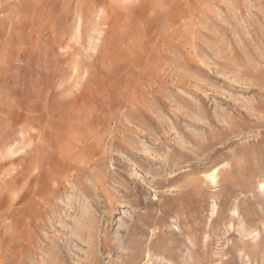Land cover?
Wrapping results in <instances>:
<instances>
[{
	"label": "rangeland",
	"instance_id": "obj_1",
	"mask_svg": "<svg viewBox=\"0 0 264 264\" xmlns=\"http://www.w3.org/2000/svg\"><path fill=\"white\" fill-rule=\"evenodd\" d=\"M27 1L0 0V264H264V0H119L94 52L17 54L76 8Z\"/></svg>",
	"mask_w": 264,
	"mask_h": 264
},
{
	"label": "bare ground",
	"instance_id": "obj_2",
	"mask_svg": "<svg viewBox=\"0 0 264 264\" xmlns=\"http://www.w3.org/2000/svg\"><path fill=\"white\" fill-rule=\"evenodd\" d=\"M35 1L36 0H28L24 6H23V18H22V22H24V25L25 24H29V20H30V17H31V12L33 11V9L35 8ZM48 0H41V7L39 9V11L37 12L39 15H38V18L39 20H43L44 17H43V14L45 12H43L44 10V6H45V3L47 2ZM103 1V3H102ZM128 2L131 1V0H127ZM155 1V0H154ZM162 1V0H161ZM14 2V1H13ZM76 2V8L73 9V11L71 12V17H69V20H70V23L69 25L67 26H48V27H44V24L43 26H38L37 28H34V29H31L28 26H26L27 28H24V29H21V31H19L17 33V36H18V45L19 47H17L16 49V53L18 54V52L20 51V49L22 48H25L27 47L28 49H34L36 48L37 44H38V41L42 39L44 33L43 31L45 30H48L50 31L51 33L54 34L53 36V40L55 42H60L63 38H65L68 43L70 42H76L78 39L82 38V36L85 38L86 42L89 44V47L90 49H92V51L96 48V43H97V39H98V32L100 30V26L102 23H104L105 21H109V28L111 29H115L119 26L120 19L121 17L119 15H116L115 13V8H119V9H123V5L120 4V1L119 0H75ZM122 2V1H121ZM153 2V1H152ZM131 3V2H130ZM150 3V2H149ZM160 3V2H159ZM151 4V3H150ZM149 5V4H148ZM119 6V7H118ZM154 6V5H153ZM121 7V8H120ZM152 7V5H151ZM155 7V6H154ZM152 7V8H154ZM72 8V7H71ZM132 8V7H131ZM126 9V8H125ZM154 11V10H153ZM123 12V11H122ZM22 14V13H21ZM127 16L129 17L130 16V13H126ZM152 14V13H151ZM45 15V14H44ZM123 15V14H122ZM21 16V15H20ZM151 16V15H150ZM46 17V16H45ZM149 17V16H148ZM63 18V17H62ZM147 18V17H146ZM56 20V19H55ZM55 22V21H54ZM68 22V21H67ZM42 23V22H41ZM51 23V22H50ZM52 24V23H51ZM23 25V26H24ZM53 25V24H52ZM56 25V23H55ZM105 25V24H104ZM122 25V24H121ZM25 27V26H24ZM108 27V26H107ZM116 31V30H115ZM125 32V31H123ZM117 34V33H116ZM121 36V35H120ZM103 37V36H102ZM16 38V37H15ZM83 38V40H84ZM49 41V40H48ZM101 42V41H100ZM10 43H11V40H10ZM80 43V42H79ZM9 44V43H8ZM42 45V43H40ZM81 45V44H80ZM107 45V44H106ZM112 45V44H111ZM11 47V46H10ZM13 47V45H12ZM38 48V47H37ZM105 48V47H104ZM107 49H110V48H107ZM25 51V50H24ZM38 51V50H37ZM41 51V50H39ZM97 51V50H96ZM105 51V49H104ZM113 51V50H112ZM94 52V51H93ZM33 53V52H31ZM30 53V54H31ZM102 53V52H101ZM26 54V52H25ZM107 54V52H106ZM113 54V53H112ZM123 54V53H122ZM9 55V54H8ZM10 56V55H9ZM8 56V58H9ZM72 56V55H71ZM12 57V56H11ZM69 57V56H68ZM83 57V56H82ZM122 57V56H121ZM90 58V57H89ZM95 58V57H94ZM7 59V58H6ZM70 59V58H68ZM67 59V60H68ZM99 59V58H98ZM95 60V59H94ZM64 61V60H63ZM18 62V61H17ZM67 62V61H66ZM65 62V64H66ZM69 62V61H68ZM67 62V64H68ZM96 62V61H95ZM99 62V61H98ZM115 62V61H114ZM9 63V62H7ZM6 63V64H7ZM29 63V62H28ZM109 63V62H108ZM5 64V65H6ZM13 64V63H12ZM71 64V63H70ZM27 65V64H26ZM98 65V64H97ZM115 65V64H114ZM81 66V65H80ZM107 68V67H105ZM113 68V67H112ZM88 69V68H87ZM100 69V68H99ZM90 70V69H89ZM98 70V69H97ZM96 70V71H97ZM110 70V68H109ZM61 71V70H60ZM81 71V70H80ZM91 71V70H90ZM4 72V71H3ZM62 72V71H61ZM86 72V71H85ZM84 73V72H83ZM82 73V74H83ZM89 75V74H88ZM61 77V75H60ZM66 77V76H65ZM90 77V76H88ZM86 78V77H85ZM87 79V78H86ZM55 87V86H54ZM3 98V97H1ZM16 106V105H15ZM20 106V105H19ZM18 106V107H19ZM74 106V105H73ZM10 107V105H9ZM21 108V107H20ZM25 108V107H24ZM2 109V108H1ZM27 109V108H26ZM32 109V108H31ZM77 109V108H76ZM24 110V109H23ZM29 110V109H28ZM15 111V110H14ZM18 111V110H17ZM22 111V110H21ZM25 111V110H24ZM8 112V111H7ZM9 112H10V109H9ZM23 112V111H22ZM29 112V111H28ZM16 113V112H15ZM15 113H12L14 114L13 116H15ZM27 114V112H25ZM35 113V112H34ZM74 112H72V114H74ZM11 114V115H12ZM7 115V114H6ZM8 115H10V113H8ZM7 115V116H8ZM18 115V114H17ZM36 115V114H35ZM1 116V115H0ZM24 116V114H23ZM28 116V115H27ZM26 116V117H27ZM39 116V115H38ZM9 117V116H8ZM11 118V117H9ZM1 119V118H0ZM5 121L7 119H4ZM11 120V119H10ZM5 121H0V124H2L3 122L5 123ZM8 121V120H7ZM6 121V122H7ZM23 120L21 119V122ZM31 121V119L29 120ZM10 122V121H9ZM8 123V122H7ZM7 123H5L7 125ZM11 123V122H10ZM9 123V124H10ZM8 124V125H9ZM15 124V130H16V135H19L21 138L23 137L24 135V124L23 125H20L19 122H14L13 125ZM80 124V123H79ZM7 125V126H8ZM5 126V125H3ZM2 126V127H3ZM32 126V125H30ZM36 126V125H35ZM9 127V126H8ZM4 128V127H3ZM2 130H5L3 129ZM5 128H7L5 126ZM27 129V128H26ZM14 130V131H15ZM7 131H12V130H7ZM29 131V130H28ZM32 131V130H31ZM38 131V130H37ZM6 132V131H5ZM13 132V131H12ZM7 133V132H6ZM15 133V132H13ZM12 133V134H13ZM28 133V132H27ZM9 134V133H7ZM62 134V133H61ZM3 135V134H2ZM11 135V133L9 134ZM7 135V136H9ZM27 135V134H26ZM25 135V136H26ZM57 135V134H55ZM14 136V134H13ZM32 136V135H31ZM2 137V136H1ZM24 138V137H23ZM26 138V137H25ZM29 138V137H27ZM32 138V137H31ZM3 139V138H2ZM0 140V156L2 157V155H4L5 153H9L12 150V142L10 143L8 140ZM8 139V138H7ZM10 139V138H9ZM13 139V138H11ZM10 139V140H11ZM35 139V138H34ZM36 140V139H35ZM20 141V140H19ZM30 141V140H29ZM21 142V141H20ZM27 141H25L26 143ZM29 143V142H28ZM26 143V144H28ZM21 144V143H20ZM14 145V144H13ZM29 148V147H28ZM19 150V149H18ZM18 153V152H17ZM13 154V153H12ZM10 154V155H12ZM15 154V153H14ZM20 154V153H19ZM9 156V155H7ZM6 157V156H5ZM9 159V158H8ZM11 159V158H10ZM3 161V160H2ZM1 161V162H2ZM33 161V160H32ZM4 162V161H3ZM36 166V165H35ZM28 171V170H27ZM34 171V170H33ZM31 174V173H30ZM217 174H218V169L217 167H214L210 170H207L205 172H203L202 176L203 178L205 179V181H207L208 183H211V184H216L217 182ZM257 185H259V188L261 190H264V183H262L261 181H259L257 183ZM1 187V186H0ZM4 187V186H3ZM5 189V187H4ZM4 192V191H3ZM16 195V194H15ZM212 209H215V204L212 205ZM236 209L233 208V212H235ZM236 214V212H235Z\"/></svg>",
	"mask_w": 264,
	"mask_h": 264
}]
</instances>
